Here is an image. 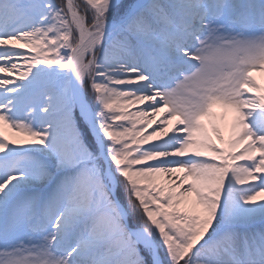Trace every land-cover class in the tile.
Returning a JSON list of instances; mask_svg holds the SVG:
<instances>
[{
	"label": "snow or ice",
	"instance_id": "6c2138e0",
	"mask_svg": "<svg viewBox=\"0 0 264 264\" xmlns=\"http://www.w3.org/2000/svg\"><path fill=\"white\" fill-rule=\"evenodd\" d=\"M0 264H264V0H0Z\"/></svg>",
	"mask_w": 264,
	"mask_h": 264
},
{
	"label": "rangeland",
	"instance_id": "374dc122",
	"mask_svg": "<svg viewBox=\"0 0 264 264\" xmlns=\"http://www.w3.org/2000/svg\"><path fill=\"white\" fill-rule=\"evenodd\" d=\"M161 115H163V114H161ZM159 119H160V117L158 116L157 121ZM147 131L150 132L151 128H149ZM145 134H147V132ZM6 135H8L10 139H22V137L18 136V134L13 132L11 129H6Z\"/></svg>",
	"mask_w": 264,
	"mask_h": 264
},
{
	"label": "bare ground",
	"instance_id": "6f19581e",
	"mask_svg": "<svg viewBox=\"0 0 264 264\" xmlns=\"http://www.w3.org/2000/svg\"><path fill=\"white\" fill-rule=\"evenodd\" d=\"M214 110H215L216 112H218V113H224V111H225L224 109H222V108H220V107H217V108L214 109ZM231 115H232L231 113L228 114V118H229V119H231ZM154 126H155V123L153 124V127H154ZM5 132H6V130H5Z\"/></svg>",
	"mask_w": 264,
	"mask_h": 264
}]
</instances>
